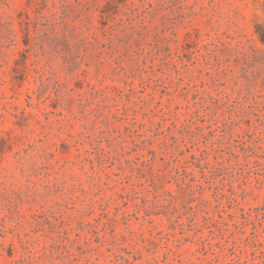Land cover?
Here are the masks:
<instances>
[{
	"label": "rangeland",
	"instance_id": "obj_1",
	"mask_svg": "<svg viewBox=\"0 0 264 264\" xmlns=\"http://www.w3.org/2000/svg\"><path fill=\"white\" fill-rule=\"evenodd\" d=\"M0 264H264V0H0Z\"/></svg>",
	"mask_w": 264,
	"mask_h": 264
}]
</instances>
